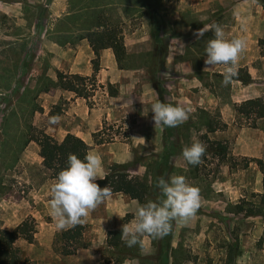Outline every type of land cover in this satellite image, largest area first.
<instances>
[{
  "label": "crops",
  "instance_id": "crops-1",
  "mask_svg": "<svg viewBox=\"0 0 264 264\" xmlns=\"http://www.w3.org/2000/svg\"><path fill=\"white\" fill-rule=\"evenodd\" d=\"M68 1L55 0L51 6H48L52 24L48 26L50 19L46 20V32H51L38 52L37 77L43 76L54 82L58 81V73L83 77H92L95 74L93 48L87 39H82L79 36L81 31L65 20L70 11ZM179 1L182 2L180 9L188 10L202 23L194 33L207 25L204 22L207 16H218V13H221L225 16L221 26L225 31L226 38L242 37L246 39L247 49L239 57L236 67L237 70L247 68L253 83L244 85L240 81H232L229 99L222 102L220 97H215L208 91L203 80L196 73L201 71L223 75L225 67L217 65L214 68L206 69L208 67L205 64L207 56L203 57L201 61L196 59L184 61L181 56L184 54L182 51H178L177 58H174L172 47L175 40L171 38L169 41L165 38L169 53L164 69L169 74L176 72L177 79H180L176 87L167 82L168 80L165 81L164 87L168 95L173 96L172 89L176 88L178 94L174 98L178 105H187L189 102L192 103L196 111L203 109L211 114L219 112L221 120L228 125V128L224 131L209 133L208 136L212 141L229 142L231 156L241 159L264 160V118L257 121L256 128L250 127L249 124H235L238 114L235 105L264 98L263 6L259 0ZM114 2L112 5L114 8L108 9L117 12L127 54L130 56L133 50H136L135 52L138 54L143 52V49L147 54L152 53L156 42L152 39L151 10L142 8L141 11H136L138 8L136 1L115 0ZM159 13L164 22L163 35L169 15L166 16L165 10H160ZM181 16L182 12L177 19ZM138 18L144 19L145 22H142V26L133 27L132 21L138 20ZM207 26L210 31L211 26L209 24ZM183 30L185 33L190 32L191 27L186 26ZM176 43H178L176 49L184 47L182 41L178 40ZM41 55H45L46 60L41 58ZM42 61H46L44 65ZM145 66L120 69L113 50H102L100 70L96 73L98 85L102 87L90 98L92 107L89 106L88 100L78 97L73 92L61 88L51 89L40 95L41 108L44 113H37L33 127L44 131L58 142H62L69 134L82 139L89 146V153L101 156L104 177L111 166L134 163L136 157L140 158V155L144 157L152 153L163 155L165 152L164 127L155 126L154 114L151 112V106L159 101V95L154 87L151 74ZM109 85L116 86L118 89L116 96H111L108 93ZM191 88L197 89V93L191 91L192 95H188ZM192 96H196V98L193 99ZM54 110L57 112L55 113ZM53 115L61 116L60 125L50 126L48 124L49 117ZM41 122L44 123L41 124ZM105 125H112L121 131H127L131 142L123 140L116 134L111 143L97 145L93 135L101 131ZM168 144H171V141ZM132 147L149 149L146 153H140L133 151ZM153 148L155 149L153 150ZM31 154L35 159L33 161L29 159ZM24 161L29 164L37 163L43 169L41 172L43 178L38 175L39 180L37 181L38 177L33 176L29 170L23 171L19 175L21 181L18 182L22 187H25L22 188V191L17 190L10 182L7 183L8 181L3 183L5 189L0 190V231H12L25 219L33 217L38 224L34 243H28V250L24 246H18L25 256L35 264H101L100 249L106 245L108 247L109 232L121 229L127 215L133 216L132 220H134L135 211L141 204L125 194H112L91 211L84 220L86 230L83 240L87 247L78 249L72 256L62 258L53 251V243L57 235L71 227L65 230L57 229L49 214L51 188L56 180L53 173L44 167L43 159L40 157V147L37 143L32 141L24 149L21 163ZM172 165L174 168L188 169V164L183 160V157L178 161L172 160ZM142 166V164L138 165L135 169L137 178H141L145 173V168ZM248 171L258 172L257 187L254 190L252 181L245 179L241 187L237 186L233 189L237 191L240 198L246 199L248 192L257 194L263 192V175L257 164L254 166V163H251L248 168L237 172L246 173ZM227 173H230V168H227ZM4 174L5 177H8L10 170ZM260 237L253 233V235L246 234L238 238L240 247V253L237 256L238 264H264V244L261 247L257 245ZM20 241L22 240H19L18 243ZM38 243L40 247L43 246L39 249L40 253L37 249L35 253L38 256H36L33 249L38 248Z\"/></svg>",
  "mask_w": 264,
  "mask_h": 264
},
{
  "label": "rangeland",
  "instance_id": "rangeland-1",
  "mask_svg": "<svg viewBox=\"0 0 264 264\" xmlns=\"http://www.w3.org/2000/svg\"><path fill=\"white\" fill-rule=\"evenodd\" d=\"M53 2H55V0H0V15L5 14L8 17L7 20H3L0 17V76L5 75L4 77L14 80L10 90H0V181L2 183L7 181V183L10 182V184L14 185L19 191L25 188L18 184V182L21 181L19 175H21L23 171L29 170L33 176L38 177H36L38 181L39 176L43 178L41 174L43 169H41L37 163L29 164L27 161L21 163L24 150L20 154L18 152L19 148L22 146V141L20 138L14 137V135L17 129L21 127L27 128L31 124H35L37 113H44V110L41 108V93L45 92L47 88L54 89L50 87V82L47 81V79H43V76L37 77L36 75L37 68L39 67V48L45 39L50 36L51 31L46 32V20L41 19L39 22L36 20L34 9L33 13L25 12V5L47 8L49 17L51 12L48 6H51ZM181 3L182 2L179 0H164L160 4V10H165L167 12L166 16L169 15L167 26L164 28L165 33H163V35L161 34V37L163 38L165 35L163 41H165V38L169 41L171 38L175 40L173 43L174 46L172 47L174 58H177L178 51H182L184 52V54L181 55L182 60L188 61L196 59L197 61H201V59L206 56L207 42L214 38V32L213 30L212 33L209 31L198 40L197 36L193 33L202 23L199 21L198 17L192 16L188 10L183 11V9H180ZM181 12L182 16L177 19ZM111 14L113 20L119 22L117 12L113 11ZM224 19L225 16L218 13V16H207L204 22L210 26L215 24L222 25ZM142 22H145V20L138 18V20L132 21V25L133 27L137 25L142 26ZM51 24L52 21L50 19L48 26ZM186 26L191 27L190 32L185 33L183 29ZM17 27L22 29L20 34L27 42V51H23L21 47L9 45L10 42L15 40L12 34L16 32ZM178 40L183 42L182 44H184V47L182 46V48L176 49L178 44L176 42ZM143 50L145 51V49ZM135 51L136 50H133L129 59L125 62V65L129 67L147 66V52L143 51L137 54ZM41 56V58L46 60L44 57L45 55ZM19 60H21V63L18 71L15 66ZM45 62L46 61H42L43 65ZM196 75L200 76L201 80H203V84L206 85L208 91L215 97H220L222 102L229 99L228 97L231 90L230 85L224 87L222 85L223 79L216 77L217 75L223 76L222 74L199 71ZM161 78V82L165 84V81L168 80L167 82L171 83L174 87L178 85V81L180 80L177 79L178 76L176 72L169 74L165 69H163L161 73ZM107 89L109 94H117L118 92L116 86H112L111 88L108 86ZM97 90H99V88H97ZM172 90L173 96L167 93L168 97H165V101L169 104L178 105L177 100L174 98L178 94L176 88ZM196 90L195 88H191L187 94L192 95L191 91L197 93L198 90ZM192 98L195 99L196 96H192ZM180 106L186 109L188 119L178 126V135L170 139L173 151L171 159L175 161L182 158L184 147L190 146L193 141L201 142L207 148V144L202 138L205 134V129L197 131L196 128L190 127L191 124L196 123L198 110L196 111L192 103L189 102H187V105L182 104ZM34 109H36L35 112H33ZM54 112L56 113L57 110H54ZM6 118L8 119L6 124H8V128L10 127V137L8 140L5 139L2 133V126L5 124ZM251 122L252 121L237 114L235 124H250ZM43 123L44 122H41V124ZM107 127L108 130L106 133L109 134L110 137H114V135L117 134L123 140L131 142L127 131H121L112 125ZM33 128L39 130L38 128ZM148 149L149 148L144 147H132L133 151L135 150L140 153H146ZM154 149L155 148H153V150ZM140 156L142 167L145 168V173L140 179L148 176V180H151L150 173L152 174V172H150L149 165L155 162L157 156L162 155L152 153L145 157L143 155ZM16 158L19 159L18 163L10 170V175L5 177L6 175L4 173L8 170V166L12 164ZM136 158L138 159V157ZM29 159L30 161L35 160L32 154ZM236 160L239 165L236 169H231L229 162L224 164L219 163L217 159L208 156L202 158V162L197 165L198 170L196 167L192 170L189 168H174L172 170L169 177L173 175L185 176L190 184L200 189L201 194V207L197 214L188 223L175 226L172 245L176 251L171 261L172 264H230L228 260L229 246L239 247L238 238L246 234L253 235L254 233L261 236L257 245L259 247L263 246L264 217H248L245 213H234L235 206L243 201L259 202L258 198L253 197L254 194H257L255 192H248L245 199L240 198L237 191L233 190L234 187H241L245 179L248 181L250 179L254 190H256L258 178L257 171H248L246 173L237 172L238 170L244 169V162L241 158H236ZM254 166H256V163H254ZM227 168H230V173H227ZM135 169L136 168L132 167L129 170L133 178L137 177ZM0 190H3V187L0 186ZM247 207L248 206H245V208ZM132 219L133 216L127 215L123 225L130 223L133 221ZM59 235H57L54 240L53 251L62 258H66V256L61 254L62 243L58 239ZM18 245L24 246L26 250L29 248L28 243L24 240L20 241ZM42 246L43 245H41V247ZM41 247L38 243V248L33 249L34 255L38 256L35 252L38 249L40 253L39 249ZM100 252L102 254L101 264H153L156 256V247L153 245L151 238L146 236L143 237V246L137 245L130 248L125 242H122L121 247L118 249H113L106 245L100 249ZM235 260L234 264H238L237 258ZM24 262H26V264H35V262L27 258L23 252V263Z\"/></svg>",
  "mask_w": 264,
  "mask_h": 264
},
{
  "label": "trees",
  "instance_id": "trees-1",
  "mask_svg": "<svg viewBox=\"0 0 264 264\" xmlns=\"http://www.w3.org/2000/svg\"><path fill=\"white\" fill-rule=\"evenodd\" d=\"M115 0H69V15L65 17V20L71 23L76 29L81 31L79 35L82 39H87L95 52V59L93 60V67L95 74L92 77H83L80 75H69L58 73V81L54 82L46 77L50 82L51 88H61L75 93L78 97L88 100L89 106L92 107L90 98L93 97L97 88L102 86L98 85L96 73L100 70V53L104 49H112L115 58L118 62L120 69L129 68L125 65V62L129 59L126 46L124 43V36L121 30V22H116L112 18V10L108 8H114L112 5ZM136 1L138 8L150 9L152 17V39L156 42L155 49L152 53L147 54V68L151 74L153 84L159 95V102H164L167 95V90L164 87V83L161 82V73L164 69L166 57L169 53V48L164 39H162L163 18L160 15V4L164 0H131ZM260 4L264 8V0H259ZM34 13L36 20L39 22L49 19L48 9L45 7H32L31 5H25V12ZM135 10V9H134ZM32 11V12H31ZM132 11V10H131ZM138 11V12H139ZM110 12V14H109ZM127 13V12H126ZM127 15H129L127 13ZM1 19L7 20L8 17L0 15ZM28 20V19H27ZM22 29L17 27V30L12 36L14 41L9 45L21 47L23 51L28 50L26 40L20 34ZM212 33V29L210 30ZM207 56V55H206ZM21 60H19L15 66L19 71ZM0 76V90H10L13 79ZM216 77L222 78L223 76L217 75ZM233 81H240L244 85H250L253 83V79L249 74L247 68H241L237 70V76ZM112 86L109 85V88ZM47 88L45 92L50 91ZM111 96H116V93H111ZM235 109L239 116L252 121L250 127L256 128L257 121L264 118V99H257L246 101L241 104L235 105ZM34 109L33 112H35ZM196 123L191 124L190 127H194L197 131L202 129L206 130V133L202 136L203 140L207 144L206 153L203 156H211L213 159H217L219 163H230L231 169L239 167L236 158L231 156L230 144L227 141H212L209 139L208 134L216 131H224L228 128V125L221 120L219 113L211 114L206 110L199 109L196 115ZM8 119L6 118L5 124L2 126V133L5 139L10 137V127L6 124ZM111 129V128H109ZM108 127L105 125L101 131L93 135L95 143L102 145L105 143H111L114 137H110L106 133ZM178 135L177 127H164V143L165 152L162 156H157L155 162L149 165L150 172H152L151 180H148V176L143 179L133 178L129 174V170L133 167L136 168L141 165L140 159L136 158L135 162L129 165H114L109 168L108 173L103 180L97 182L101 187L107 185L112 194H125L133 200H137L141 205L148 201H158L161 198V193L157 187V181L163 177L169 178L172 170V148L171 144H168L171 138ZM14 137L20 138L22 146L19 148V154L27 147L30 142H35L40 147V157L43 159L44 167L51 171L56 180L59 172L67 167L68 156L70 154H76L79 158L83 159L89 153V146L80 138L75 135H67L62 142H58L44 131L35 130L31 124L27 128H19ZM176 147V145H175ZM18 154V155H19ZM16 158L12 164L7 168L12 170L18 163ZM243 168H248L251 163H256L263 175V192L261 194H254L253 197L258 198L259 202H247L243 201L235 206L234 213H245L248 217L263 216L264 217V160L243 158ZM194 167L198 170V166H192L188 164V168L192 170ZM147 174V173H146ZM0 186L3 187V183L0 181ZM248 206L245 208V206ZM175 222H173L172 232L162 239H153L152 243L156 247V256L153 264H172L171 261L174 257L175 248L173 247V238L175 234ZM86 230L84 222L82 224L71 227L69 230L62 232L58 239L62 243L61 254L63 256H72L76 254L78 249L86 248L87 244L84 243L83 237ZM37 233V222L33 217L25 219L14 230H1L0 231V264H26L23 263V252L18 246L19 240H24L29 244H33L35 241V235ZM122 229H118L108 234V246L113 249H118L122 245L121 240ZM238 246H229L228 260L230 264L235 263V259L239 255Z\"/></svg>",
  "mask_w": 264,
  "mask_h": 264
},
{
  "label": "clouds",
  "instance_id": "clouds-1",
  "mask_svg": "<svg viewBox=\"0 0 264 264\" xmlns=\"http://www.w3.org/2000/svg\"><path fill=\"white\" fill-rule=\"evenodd\" d=\"M214 38L207 42L205 64L208 68L223 65L222 85L229 86L237 76V62L247 49L245 38H226L223 27L219 24L211 26ZM209 31V26L199 29L194 35L202 38ZM155 126L177 127L188 119V113L180 105L155 102L151 106ZM61 123L60 115L50 116L48 124L57 126ZM206 146L193 141L182 151L183 160L187 164L197 166L202 162ZM104 179L103 162L100 155L88 153L83 159L76 154L68 156L67 167L61 170L51 188L49 214L56 228L65 230L82 224L89 213L111 196L110 188L101 185L98 180ZM161 198L148 201L135 211V219L122 226L121 240L128 247L143 246V237L162 239L176 225L188 223L201 207L200 189L190 184L183 175L163 177L157 181Z\"/></svg>",
  "mask_w": 264,
  "mask_h": 264
}]
</instances>
